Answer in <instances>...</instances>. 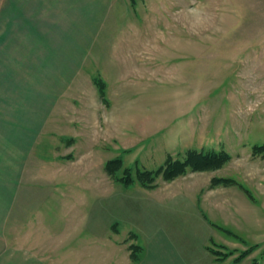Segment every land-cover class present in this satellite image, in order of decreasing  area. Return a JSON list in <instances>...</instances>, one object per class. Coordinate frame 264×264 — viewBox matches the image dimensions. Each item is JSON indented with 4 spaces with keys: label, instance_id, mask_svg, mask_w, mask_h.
Segmentation results:
<instances>
[{
    "label": "rangeland",
    "instance_id": "374dc122",
    "mask_svg": "<svg viewBox=\"0 0 264 264\" xmlns=\"http://www.w3.org/2000/svg\"><path fill=\"white\" fill-rule=\"evenodd\" d=\"M64 1L95 9L100 2ZM112 1L88 54L75 62L54 55L73 40L74 20L61 27L45 22L44 11L53 18V8L42 9L43 0H0L1 142L22 145L30 127L41 145L24 173L42 176L40 157L66 159L59 186L66 202L81 201L78 215L68 210L58 217L62 189L48 180L54 169L46 179L23 180L17 208L0 223L1 255L79 254L122 264L132 262V245L151 244V232L170 240L175 221L192 263L217 264L205 251L209 242L221 252L256 245L241 264H264V154L253 153L264 144V0ZM45 117L50 127L36 137ZM189 149L230 159L170 181L155 176L150 187L138 178L137 171L157 169L168 155L182 158ZM115 158L122 167L110 175L105 163ZM126 167L129 185L121 182ZM213 177L237 184L212 186ZM198 207L230 233L179 221L177 209L198 215Z\"/></svg>",
    "mask_w": 264,
    "mask_h": 264
},
{
    "label": "crops",
    "instance_id": "0c3cea01",
    "mask_svg": "<svg viewBox=\"0 0 264 264\" xmlns=\"http://www.w3.org/2000/svg\"><path fill=\"white\" fill-rule=\"evenodd\" d=\"M25 1L27 2L30 0H25ZM43 1H44L45 6H42V9H46V7H49L51 9L53 8V10H51L53 11L52 12L53 18L46 12V10L45 11L42 10L44 11L45 22L53 23L58 26L62 23H67V21L74 20L75 23H72L74 27L71 29V31H74V33L71 32L72 36H68V39H73V40L72 41L69 40L71 42L65 51L58 52V54H56V51H55L54 55L70 56L72 57L73 61H75V57H77V61L75 62H78L79 56L81 55L84 56L88 54L89 48L91 47L90 45H87V43L90 44L94 39L97 38L96 37V35L98 34L97 25L101 24L103 19H106L112 7L113 1L112 0H100L99 3L97 2L96 9L92 5H89V6L87 5L88 6L87 7V6H84V4L81 8L78 5L74 6L72 4H69L67 1H64V4H63L62 2L63 0H52V3L54 4L51 7L50 5L46 3V0H43ZM75 7L80 8V10L78 11L79 15H77L78 20L76 21L74 18L75 17L77 18V16H73V14L75 13L74 11ZM99 17H101L102 19V20L100 19L101 21L99 20ZM56 36L57 35H55V37ZM57 38L61 39V35H58ZM57 38L54 39L55 40L54 45L58 44V42H56ZM76 43L79 45L78 47H76ZM84 48H85V51H84ZM56 71H61V68H57ZM79 115H80V118H82L81 113H79ZM47 119L48 117L47 118L45 117V122L43 121L41 123V127L36 131L37 133L36 137L39 136V134L46 135L43 129L44 127L47 128V126L50 127V125L46 123ZM1 128L2 127L0 126V223L1 222L4 223L8 215L11 216L14 213L15 209L17 208V204L20 200V197L18 194L19 193L18 184H21V183L23 184L24 183L23 180L25 179L27 181L26 183H29V182L34 183V180L46 179L48 178L47 176H49V172L51 171V168H52L54 169L53 175L51 177L49 176L48 180L56 181V183H58L57 190H61L62 188L59 185L63 184V182L66 180V177L63 178L65 173H62V169L60 170V168L65 167V164L68 161L63 158H57V159L52 158L51 159L49 156H47V158L40 157L41 158L40 164L42 167L45 165V169H46L45 171L43 170V175L42 176L38 175L37 177L34 178L33 174H29V171L26 172L25 174L24 165H28L29 162L34 163V160L30 161L29 157L32 156L31 152L34 153L35 147L38 148L41 144L35 143L34 132L32 134L30 130L31 128L25 127L24 130L27 133L29 138L28 139L24 138V141L22 142L23 144L21 143L22 145L6 143V142H5L6 144L3 145L1 142L2 134H3ZM4 130L10 133L14 132V134L16 132L15 129H4ZM33 157L35 156L33 155ZM19 162L20 163L22 162L20 166H19ZM59 166L61 167L59 168ZM193 172H204V171H193ZM28 174L31 175V177H24V178L22 177V175H28ZM19 176H21V178H19ZM71 180H73L72 182H74L77 180V178L71 177ZM53 183L54 182H52V184ZM77 183L79 184V182ZM234 188L236 191L240 192L241 196H244L245 199L250 202V199H248L245 196V194L242 193L241 189H238L236 187ZM63 190L64 189H62L61 191H58V193L61 192L60 194L63 197L62 198L63 202L62 200L61 202L58 201V203L60 204H58L59 211L57 213L58 214L57 216L60 217L62 215H66L68 210H71V214L78 215L81 212V209L79 208V206L81 205V201H79V203L76 204L73 200L69 199V203L66 202L67 198ZM16 194L18 195L16 196ZM199 208L200 207H198V210H197L199 211V214H200V215L198 214L199 216L196 213H195L196 215H194V213H186V212L181 213V211L177 209L176 211L179 212L178 216L181 217L179 221H182L185 224L187 223L195 224V221H198L199 223L206 222L212 228L213 231L214 230L217 232L222 231L220 228H218V226H216L218 225L217 224L218 221H216V219L220 220V218H215L211 216L209 211H204L203 209L201 208L199 209ZM75 209H77L78 212L75 211ZM220 222H224V221L220 220L219 223ZM230 222H231L230 220L227 221V223H230ZM171 223L174 225V223L176 222L172 221ZM173 225L172 227L169 226L170 232L168 234V238H170V240L165 238L163 235L159 233L151 232L148 238H150L152 242L150 245H145V246L143 245V252L140 257V260L137 263H132L129 260L127 261L125 260L123 261L122 264H196V263L191 262L192 259H189L191 261L187 259L188 251H187L186 245L183 244V242H180L177 232H174ZM231 226L235 229L237 228L236 224H231ZM63 230H65V227L63 228ZM175 230H178V229H175ZM0 231H1V227H0ZM80 232H81V229H80ZM212 241L213 243L217 242L214 238H212ZM61 243H65V241L62 240ZM217 243H221V242H217ZM81 245L82 243L78 244V247L82 249L83 245L82 246ZM209 246L210 244L208 242V244H206L204 248L207 254L211 256ZM2 248H3V241L0 237V264L2 263L4 264H18V263H22V264H102L104 263L103 261H101V259H99L98 256H90V255L87 256V255H79V254H70L69 256H64L60 254L57 256H53V257L52 256H49V257L42 256V257H37L36 259L35 257H32V258L28 256L21 257L18 255L3 256L1 255ZM209 256L207 257V261L211 260V257ZM247 257L248 256L243 258L238 263H234L233 261L232 263L233 264L244 263L245 261L243 260H245ZM112 263L117 264L118 262L117 263L112 262Z\"/></svg>",
    "mask_w": 264,
    "mask_h": 264
},
{
    "label": "trees",
    "instance_id": "16d2710c",
    "mask_svg": "<svg viewBox=\"0 0 264 264\" xmlns=\"http://www.w3.org/2000/svg\"><path fill=\"white\" fill-rule=\"evenodd\" d=\"M102 88V85L100 86ZM103 95V91H101ZM253 153L264 154V144L254 145ZM230 156L228 153H217L209 151H201L195 149H189L185 152L184 156L178 158H172L168 155L165 163L154 170H142L137 171L138 178L142 181V184L150 187L152 180L155 176L161 175L164 180L170 181L185 174L188 170L190 171H211L221 168L228 160ZM122 163L119 158L110 159L105 163V169L110 175H115L114 173L121 169ZM124 174H127L125 179L122 178L121 182L124 185H129L132 183L129 176V167L123 169ZM234 185L237 184L233 178L229 177H213L211 180L212 186L217 185ZM152 187V186H151ZM219 228V227H218ZM222 231L229 232L226 229H221ZM233 234V233H232ZM132 238H137V234H133ZM216 244V243H215ZM220 245V244H218ZM220 247H223L220 245ZM257 246H251L241 252L236 249H228L227 251H218L216 247L209 246L210 252L214 255L217 264H223L224 260L230 256H233L232 261L234 263L240 262L243 258L248 256ZM143 252V246L139 243L132 245V251L130 255V260L132 263H137ZM237 253V255H235Z\"/></svg>",
    "mask_w": 264,
    "mask_h": 264
}]
</instances>
